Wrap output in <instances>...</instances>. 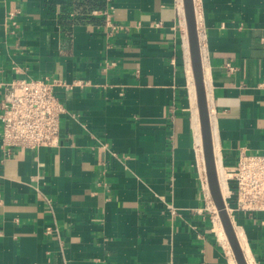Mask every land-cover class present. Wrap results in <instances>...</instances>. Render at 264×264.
Instances as JSON below:
<instances>
[{"label": "crops", "instance_id": "0c3cea01", "mask_svg": "<svg viewBox=\"0 0 264 264\" xmlns=\"http://www.w3.org/2000/svg\"><path fill=\"white\" fill-rule=\"evenodd\" d=\"M194 5L213 141L234 165L264 154V0ZM189 66L176 0H0V102L17 78L74 83L58 146L6 156L0 122V264H232L196 165ZM237 226L264 264V212Z\"/></svg>", "mask_w": 264, "mask_h": 264}, {"label": "built area", "instance_id": "2783aa9c", "mask_svg": "<svg viewBox=\"0 0 264 264\" xmlns=\"http://www.w3.org/2000/svg\"><path fill=\"white\" fill-rule=\"evenodd\" d=\"M176 1L178 8L184 11V1ZM111 10L95 11L106 15L109 27L114 26ZM14 17L15 12H10L9 18ZM73 85L60 78L29 76L6 83L0 102L1 147L6 156L18 148L33 150L60 144L62 118L68 110L58 89H71ZM196 163L206 209L216 226L220 215L211 193L205 159L202 161L198 156ZM222 168L229 187L226 207L234 225L237 226L241 212L246 215L264 212V154L242 151L234 165L222 160Z\"/></svg>", "mask_w": 264, "mask_h": 264}, {"label": "water", "instance_id": "95a60500", "mask_svg": "<svg viewBox=\"0 0 264 264\" xmlns=\"http://www.w3.org/2000/svg\"><path fill=\"white\" fill-rule=\"evenodd\" d=\"M184 4L188 28L189 49L193 74L196 83L203 149L209 185L213 199L218 208L222 224L232 247L235 259L238 264H248L244 250L241 247L240 241L238 239L235 225L227 211L226 202L221 190V183L218 175L216 157L214 152L213 132L208 105V96L204 79V69L202 63L194 0H184Z\"/></svg>", "mask_w": 264, "mask_h": 264}, {"label": "bare ground", "instance_id": "6f19581e", "mask_svg": "<svg viewBox=\"0 0 264 264\" xmlns=\"http://www.w3.org/2000/svg\"><path fill=\"white\" fill-rule=\"evenodd\" d=\"M188 68H189V71H191V69H190L191 67L189 66ZM189 77H191V89H192V92H193L192 96H193V99L195 101V91H194V83H193L194 74L192 76V71L190 72ZM194 82H195V78H194ZM195 87H196V83H195ZM196 95H197V91H196ZM195 111H196V115H197L196 118H198V112H197L196 108H195ZM199 117H200V114H199ZM197 123H198V120H197ZM200 127H201V123H200ZM201 135H202V131H201ZM199 138H200V136H199ZM202 141H203V139H202ZM200 145H201V148H200V159L203 161L205 159V156H204V159H203L204 149H202V143ZM215 151H216L215 157H216L218 175H219V179H220L221 187H222L221 190H222V194L224 196V199H226L227 196H228L227 193L229 194V187H228V183H226L227 182V178H226L227 175L225 174V171L222 168L221 153H220V149L218 148L217 144H215L214 152ZM222 225H223L222 222H218L217 221V225L216 226L217 227L219 226L218 230H219L220 238H221V240H223L225 245L230 248L231 245H229V243H230V242H228L229 239L227 240V238H228V236H226L227 233H226V231H224L225 229H224V226H222ZM236 233H237L238 239L240 241L241 247L244 250V253H245V256H246L248 264H256L255 261H254L253 255L251 253V250H250V248L248 246L247 240H246V238L244 236L243 229L242 228H236ZM231 249H232V247H231ZM231 249H230V251H231ZM231 261H232V264H236L234 259L232 258V256H231Z\"/></svg>", "mask_w": 264, "mask_h": 264}, {"label": "rangeland", "instance_id": "374dc122", "mask_svg": "<svg viewBox=\"0 0 264 264\" xmlns=\"http://www.w3.org/2000/svg\"><path fill=\"white\" fill-rule=\"evenodd\" d=\"M191 70H192V66H191ZM192 73H193V70H192ZM199 120H200V117H199ZM202 149H203V141H202ZM214 149H215V144H214ZM215 154H216V151H215ZM203 159H204V155H203ZM226 180V179H225ZM221 183V182H220ZM227 183V182H226ZM222 188V187H221ZM227 195H228V193H227ZM218 222H222L221 221V218H220V221L219 220H217ZM216 225H217V223H216ZM223 226V225H222ZM239 226H235V228H238ZM216 229H217V233H218V236H219V239L221 240V238H220V235H219V226L217 227L216 226ZM225 231V230H224ZM227 236V235H226ZM227 240H228V238H227ZM222 241V243L225 245V243L223 242V240H221ZM229 242V241H228ZM229 245H230V243H229ZM226 246V245H225ZM226 249L229 251V254H232V258L234 259V261H235V263L236 264H238L237 263V261L235 260V256H234V253H233V250L231 249V246H230V248L228 247V246H226ZM230 249H231V251H230ZM234 256V257H233Z\"/></svg>", "mask_w": 264, "mask_h": 264}]
</instances>
